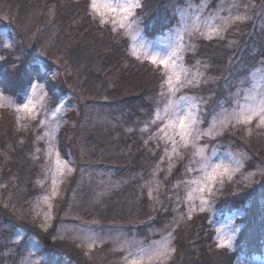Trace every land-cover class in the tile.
I'll return each mask as SVG.
<instances>
[{
	"label": "rangeland",
	"instance_id": "1",
	"mask_svg": "<svg viewBox=\"0 0 264 264\" xmlns=\"http://www.w3.org/2000/svg\"><path fill=\"white\" fill-rule=\"evenodd\" d=\"M125 2L96 0L98 6ZM139 2L143 5L144 0ZM91 5L92 0L89 7L93 11ZM41 6L42 0H0V22L2 18L10 21L16 15L21 39L13 42L7 34L9 27L0 25V61L10 49L17 53V59L42 60L40 72L44 73L43 76L31 74L34 78L27 85V91L18 86L10 95L4 90L0 95V119L1 109L5 108L9 113L5 124L12 123L16 130L11 131L17 135L16 142L8 141L2 145L3 150L0 148V264H126L125 257L129 264L131 259L140 257H144L143 264H161L156 259L149 261L145 253L169 234L170 246L175 252L163 264H171L176 259L177 230L186 226L187 220H197L199 214L207 212L211 214L209 220L216 230L218 244L221 238H230L227 248L234 249L241 232L238 220L244 208L233 206L224 214L221 209H215V203L224 184L236 183L240 178L248 181L260 173H263L261 180L264 179V151H261L264 127H257L258 118L247 125L233 119L234 112L252 102L250 97L264 95V0H170L165 6L168 12L163 8L157 10L159 27L151 30L148 28L153 24L145 22L152 17L148 10L147 17L143 18L137 8L135 16L125 21V27H120L116 11L101 8L104 16L94 13L100 21L111 24L113 31L116 29L129 38L130 51L139 60L152 64L153 56L159 60L175 48L178 53L175 62L187 70L182 74L183 86L171 91L167 84L170 72L163 64L155 65L161 67L164 75L157 84L155 91L160 95L144 128L154 141L151 156L157 160L144 178V173H134L143 180L136 200L148 192L150 208L148 204L147 208L155 213L153 222H140V216L134 218V225L118 222L110 214L106 217L97 214L109 208L107 198L111 193L124 183L130 184L135 176L119 177L118 167L108 166L118 160L104 159V151L97 150L95 144L86 146L84 138L118 128L117 120L110 111L101 115L99 104L87 102V97H83L86 88L79 87L81 95L75 83L71 86L74 65L84 67L86 62L87 69L103 44L90 41V36L75 37L73 28L69 29L70 25L62 20L61 6L47 11V20H42ZM244 13L249 17L247 20L225 23L229 17ZM33 25L39 26L28 30ZM46 26L52 28L40 37L45 40L33 41L37 31ZM214 27L222 30L221 36L207 39L202 35ZM205 44L209 53L206 57L199 56L198 49ZM98 61L97 58L94 64L99 66ZM100 79V85L114 86L108 74ZM187 80L192 83L188 84ZM34 81L46 85V90L38 89L35 96L30 93ZM51 82L59 92L67 90L57 102L49 93ZM85 85L98 88L88 78L82 86ZM67 86L73 89L68 91ZM90 92L93 91L90 89ZM29 98L33 100V111L23 114L24 118L18 121L21 114L16 112V106ZM193 104L199 136L193 132L182 139L179 127H171L170 123L176 120L177 114L192 109ZM62 132L66 137L60 138ZM28 136L34 142L36 166L31 178L26 179L27 172L22 171L26 161L23 155H17L16 148L28 144ZM62 141L68 142L66 152L61 149ZM254 157L258 164L253 162ZM58 158L67 162L72 171L59 172ZM217 164L221 168L210 179ZM229 193L224 195L229 198ZM165 206L170 212L160 220ZM143 208L147 210L145 205ZM129 252L133 255L129 256ZM236 264H264V252L253 256L243 254Z\"/></svg>",
	"mask_w": 264,
	"mask_h": 264
},
{
	"label": "trees",
	"instance_id": "2",
	"mask_svg": "<svg viewBox=\"0 0 264 264\" xmlns=\"http://www.w3.org/2000/svg\"><path fill=\"white\" fill-rule=\"evenodd\" d=\"M55 1H57V3H55ZM169 2L170 0H144L142 7L139 8V13L144 18L147 17L145 14L146 10L151 11L152 17L149 18L153 19V21L151 22L149 18L145 20V22L153 24L151 28H148L149 30L159 27V20L156 18L157 10H160V8L166 9L165 6ZM59 6L64 9L62 20L70 25L69 29L73 28L75 37L90 36L88 37L90 41L95 40L103 44V46L100 45V49L96 52L97 55L91 58V66H88L87 69H85L86 65H88L86 62H84V67H82L83 64L74 65V70L72 71L73 82H71V86L75 83V89L81 95L82 89L86 88L88 94L83 93V97H87V102L99 104L103 112L101 115L110 111V114L117 120L116 126H118V128H111V131L98 136L90 135L87 139L84 138L83 140H85L86 146L95 144L97 150H103L104 159L107 158L111 161L118 160L114 164L108 166L118 167L119 177L121 175L123 177H132L135 176L134 173H144V178L149 173V168L153 166V163L157 160V158L151 156L155 144L154 141L148 137L144 125L149 122L151 110L154 108V103L160 95V93L155 90L163 79L164 71H162L160 66L156 67L149 61H142L139 60L138 57L136 58L130 51L129 46L131 41L129 38L116 29L113 31L111 24L100 21V19L94 15L93 11L90 10V0H42V6L39 9L41 19H44V21L47 20V11ZM168 11L169 9L167 8L166 12ZM17 18L16 15L15 17H11L9 19L10 21L2 18V22H0L2 27H9L7 34L11 36L15 43L21 41L17 31ZM44 21L42 23H45ZM37 26L39 25H33L28 30H33ZM50 28H52V26L49 28L48 26L40 28L36 33V37H33L32 40H45L44 38L40 39V37L45 33L48 34ZM88 31L90 33H87ZM1 33L0 30V40H2ZM207 44L199 47V56L206 57L209 53L206 48ZM36 48H39L38 45H36ZM16 54L17 53L9 49L7 50L6 56L0 61V82H2L0 86L7 95H10L11 92H15V87L17 88L18 86L23 87L22 90L24 92L27 91V85L30 83L31 79L34 78L31 74L35 76L44 75V73L40 72L39 65L42 60H37L35 58L34 61H31V59L28 60L27 58L17 59ZM97 58L99 60V66L94 64ZM201 59L206 62V59L202 57ZM35 62L37 63L35 64ZM65 65H69V63H65ZM100 67H102L101 69H105L102 72H99L101 69L95 70V68ZM67 71L70 72L71 69ZM106 74L113 79L110 83L114 84V86L104 83L100 85L99 82L101 79L99 80V78ZM87 78L89 82L96 83L98 88H96L95 85H93V88L86 85L82 86ZM50 79L51 78H49L48 81ZM48 86L50 96L55 102L67 91L63 89L59 92L57 88L54 87L53 82L49 83ZM66 89L69 91V89L73 88L68 87ZM90 89L93 91L92 93ZM89 97H93L94 99L89 101ZM1 111L0 148L3 150L2 145H6L8 141L11 143L16 142L17 135L13 132L16 129H14L12 123L7 126L5 124V121H8L9 113L5 108L1 109ZM17 127L18 126L15 124V128ZM12 129L13 131H11ZM125 130L130 131L127 133ZM22 135L23 132H21V136ZM62 137H66L63 132L60 135V138ZM27 142L28 144L24 143L23 146L16 148L17 155L19 157L23 155L22 158L26 161L22 169L23 172H27L26 179L31 178L36 166L33 162L35 153L32 152L34 149L32 136H28ZM67 147L68 142L62 141V151L66 152ZM261 151H264L262 146ZM257 160L259 162L261 158ZM118 162L123 165L118 166ZM253 162L257 163L255 157ZM262 174L263 173H260V175L248 181H240V178L236 183L230 184L229 182V184H224V188L218 197L220 199L215 203V209H221V212L224 214L229 212L233 206L242 205L241 207L244 208V213L238 220L241 224V232L237 238V245L234 249L229 250L227 247L221 248L219 246L215 239L216 230L213 227L212 221L209 220L211 216L210 212L202 213L199 214L197 220H193L196 218L189 219L187 220L186 226L177 230L176 259L171 264H236V260L243 254H249L251 256H253V253L262 255L264 252V179L261 180ZM260 180L261 182H259ZM131 181L130 184L129 182L127 184L124 183L123 187L121 186L120 189L111 193L107 198L109 208L97 214H101L102 217H106L107 214H110V218L113 216L116 217L118 222L121 221L123 223L126 221L128 224L132 225L136 224L133 222L134 218L140 216L142 217V220H139L140 222L144 220H146L145 223H150L148 221L153 222V214L155 212H153V209H151V211L147 208L148 205L150 208V201L147 195L148 192H146L142 199L136 200V195L139 196V189L143 180L135 176ZM229 191L228 198L224 194ZM172 193H174V191H172ZM167 200L169 205V198ZM247 200L249 201L248 203H246ZM144 205L147 210L143 208ZM167 206H165L163 210L164 214L160 215V220H163L164 215L166 216L170 212L168 210L166 211ZM139 212H142V214ZM123 215L126 217H123ZM172 215L173 213L169 214V217ZM31 230L33 229L31 228Z\"/></svg>",
	"mask_w": 264,
	"mask_h": 264
},
{
	"label": "snow or ice",
	"instance_id": "3",
	"mask_svg": "<svg viewBox=\"0 0 264 264\" xmlns=\"http://www.w3.org/2000/svg\"><path fill=\"white\" fill-rule=\"evenodd\" d=\"M92 10L93 13H99L101 16H104L105 13L101 12V8L104 10L116 11L118 16L120 17V27H125V21H129V19L135 16V10L137 8L142 7L139 0H126L125 3L118 5H110L104 4L98 6L96 0H92ZM249 17L246 13L239 14L234 17H229L225 23H234V22H243L247 20ZM222 30L219 28H212L207 33H202L207 39H212L214 36H221ZM135 54V53H133ZM177 50L174 48L170 53L165 54L160 57L158 60L156 56L151 58V62L154 65L163 64L164 67L170 72L167 78V84L171 91H175L177 86L182 87L185 81H182V74H184L187 70L180 64L175 62V58L177 57ZM188 84H191V80L186 81ZM42 85L33 84L32 85V95L35 96L38 89L42 88ZM251 103L245 104L243 107H240L239 111L234 112L233 119L236 120L237 123L242 124H250L253 120L259 119V123L257 127H264V95L257 97H250ZM195 104L192 105V109H190L187 113L177 114V118L175 121L170 123L171 127L178 126L180 129V135L182 139H186L193 132H196L197 137L199 136V132L196 130V125L199 123L198 118L195 115L193 109H195ZM33 111V100L31 98L28 99L26 103L16 106V112L21 114L18 116V121L24 118L23 114H30ZM59 111V109H57ZM201 151H203L201 149ZM58 171L63 172L64 169H67L68 172H71L72 169L68 167L67 162L61 161L59 158L57 159ZM221 168V165L217 164L214 166L213 171L211 173L210 179H214L217 171ZM225 172L228 171L227 168L224 169ZM223 174V173H221ZM55 183V181H54ZM53 195H56L55 190L53 191ZM47 199V198H46ZM51 207V205H49ZM190 218V217H189ZM171 234L166 237L163 241L158 242V246L151 249L149 252H146L145 255L149 261L156 259L163 262L167 261L171 253L175 252V248L171 247ZM219 246L221 248L230 246V238L224 239L221 238L219 241ZM91 247V245H90ZM123 250V249H121ZM139 251L144 252V249H139ZM129 256H132L133 253L129 252ZM144 257L133 258L130 261V264H143ZM126 264H129L127 261V257H125ZM38 264V262H37Z\"/></svg>",
	"mask_w": 264,
	"mask_h": 264
},
{
	"label": "clouds",
	"instance_id": "4",
	"mask_svg": "<svg viewBox=\"0 0 264 264\" xmlns=\"http://www.w3.org/2000/svg\"><path fill=\"white\" fill-rule=\"evenodd\" d=\"M33 84H39V85H42L43 88L46 90V85L43 84V83H41V82H39V81H34ZM31 92H32V86H31V88H30V93H31ZM30 93H29V94H30ZM3 94H4V93H3L2 89H0V95H3Z\"/></svg>",
	"mask_w": 264,
	"mask_h": 264
}]
</instances>
